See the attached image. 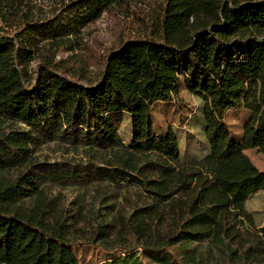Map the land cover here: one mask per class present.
<instances>
[{"label": "trees", "instance_id": "16d2710c", "mask_svg": "<svg viewBox=\"0 0 264 264\" xmlns=\"http://www.w3.org/2000/svg\"><path fill=\"white\" fill-rule=\"evenodd\" d=\"M132 2L0 0V264H78L77 243L122 250L111 264H264L245 208L264 170L242 151L264 145V0H161L149 32L83 55L82 30ZM179 75L207 102L200 158L153 130ZM231 109L251 114L223 159Z\"/></svg>", "mask_w": 264, "mask_h": 264}, {"label": "rangeland", "instance_id": "374dc122", "mask_svg": "<svg viewBox=\"0 0 264 264\" xmlns=\"http://www.w3.org/2000/svg\"><path fill=\"white\" fill-rule=\"evenodd\" d=\"M161 0H135L128 10L103 13L98 20L89 24L82 30L81 53L88 56L95 54L98 57L107 48L116 44L121 38H131L149 32L148 25L151 15L154 14ZM98 67L89 68V77L93 78L98 72ZM207 102L198 94L189 92L184 84L183 77L179 75L172 88V99L167 102H155L152 105L153 130L156 134H163L172 130L178 140L180 158H200L209 151L205 138L204 109ZM250 111L245 109H231L223 114L222 122L230 133L226 150L221 155L225 159L241 150L242 127L250 117ZM119 134L124 143L131 138V126L128 118H125ZM46 149L51 157H58V153H52ZM259 169L264 170V145L242 150ZM55 192L62 193L69 203L83 190L77 185L56 186ZM99 203L94 207L98 208ZM245 208L253 216L256 227L264 225V191L251 195ZM78 264H111V260L121 256L122 250H114L111 253L104 251L96 245L77 243L72 246ZM141 264H157L139 256Z\"/></svg>", "mask_w": 264, "mask_h": 264}]
</instances>
